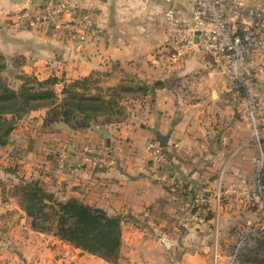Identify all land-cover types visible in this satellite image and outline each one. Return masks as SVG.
I'll return each instance as SVG.
<instances>
[{
  "label": "crops",
  "instance_id": "0c3cea01",
  "mask_svg": "<svg viewBox=\"0 0 264 264\" xmlns=\"http://www.w3.org/2000/svg\"><path fill=\"white\" fill-rule=\"evenodd\" d=\"M74 4L73 17H65L57 29L50 22L32 21L36 11L23 16L24 0H0V53L5 59L0 81L17 88L29 76L57 77L55 87L60 90L63 82L99 71L110 79L107 84L128 76L150 90L108 135L94 127L65 130L57 124L62 122L46 125L47 108L31 111L17 120L0 147L1 161L16 159V173L24 180L63 190L65 198L119 216L121 245L113 264H213L215 247L216 264H239L232 249L243 239L252 245L261 238H254L264 223L261 206L232 195L215 211L213 204L198 206L192 198L197 192H213L218 181L227 185L238 176H253L256 147L244 119L245 95L214 59L189 52L172 60L170 48L161 44L167 27L164 11L172 7L189 14V4L90 0L99 30L88 32L81 43L69 32L83 31L78 21L90 5L89 0ZM243 75L250 79L264 113V67L247 62ZM156 82L160 85L154 87ZM157 136H168V146L179 141L188 151L169 147V165L157 168L143 151ZM121 139L125 147L112 168L90 166L77 156L87 150L107 151ZM64 149L69 154L62 160L59 152ZM55 241L62 248L59 256L46 242L27 240L16 257L0 249V264L9 263L5 257H12L13 264H103L94 255L77 256L80 250Z\"/></svg>",
  "mask_w": 264,
  "mask_h": 264
},
{
  "label": "built area",
  "instance_id": "2783aa9c",
  "mask_svg": "<svg viewBox=\"0 0 264 264\" xmlns=\"http://www.w3.org/2000/svg\"><path fill=\"white\" fill-rule=\"evenodd\" d=\"M174 2L176 0H167ZM189 4L190 13L179 12L168 7L163 17L166 31L161 44L172 51V60H177L185 53H199L214 59L222 74L232 81H239L247 91L244 100V119L252 130L256 147L253 161L257 171L251 177L238 176L227 185L218 181L216 189L211 192H197L192 201L195 205L210 207L214 205L217 211L223 198L235 196L247 200L251 204H259L264 211V113L259 109L258 96L249 78H243V69L247 62L255 61L260 70L264 67V0H182ZM23 16L36 11L35 20L46 21L54 28L64 25L65 17H73L74 0H24ZM90 5V0H89ZM98 14L90 5L81 16L78 27L81 33L69 32V36L80 43L87 37L88 32H98ZM197 33V34H196ZM125 147V140L104 152L83 151L78 153L79 159L90 166L112 168ZM188 149L179 141L163 148L156 139L149 140L144 146V153L157 168L169 165L168 148ZM69 152L62 150L59 158H68ZM264 234V223L257 229ZM216 247L212 257L216 264ZM235 247L232 251L236 257Z\"/></svg>",
  "mask_w": 264,
  "mask_h": 264
},
{
  "label": "trees",
  "instance_id": "16d2710c",
  "mask_svg": "<svg viewBox=\"0 0 264 264\" xmlns=\"http://www.w3.org/2000/svg\"><path fill=\"white\" fill-rule=\"evenodd\" d=\"M5 69V59L0 53V73ZM94 71L87 76L60 83L57 77L38 80L24 78L18 88L0 81V147L8 141L17 120L31 111L47 108L44 124L63 121L70 125L83 123L98 124L99 116L107 115L106 120L120 112L121 97L130 93L135 98L143 97L150 90L144 83L122 80L116 85H103L101 76ZM160 85L159 82L154 87ZM153 87V86H152ZM244 96L245 87H237ZM32 186V187H31ZM28 200L42 203V198L31 190H39L31 184L21 185ZM49 207L51 216L56 218L55 234L58 238L76 248L95 254L105 260L115 261L121 245L120 222L109 216L105 210L82 203L75 198L56 202ZM26 210L29 212V208ZM46 217V215H45ZM36 227V223L32 221ZM239 264H264V236L252 245H244L236 256Z\"/></svg>",
  "mask_w": 264,
  "mask_h": 264
},
{
  "label": "rangeland",
  "instance_id": "374dc122",
  "mask_svg": "<svg viewBox=\"0 0 264 264\" xmlns=\"http://www.w3.org/2000/svg\"><path fill=\"white\" fill-rule=\"evenodd\" d=\"M101 79L103 85H110L107 84L110 79L105 78L104 76H101ZM121 80L138 83V81L133 78H129L128 76L123 77ZM234 83H236L237 87L242 86L238 80L234 81ZM247 94L248 93L245 90L244 95L246 97ZM142 98L143 97L135 98L130 93H124L120 101V112L114 114L110 118L109 122L106 120L107 115L99 116L97 119L98 124H90L89 127L93 128L99 126L101 127L100 129L108 132L110 128H114V126H116L117 124L124 122L128 118V116H130L129 114L131 113L130 110L132 109V104H134L136 100H141ZM58 122L65 123L63 121ZM67 125L72 127H78L76 125ZM79 127L86 126L81 125ZM64 129L68 130V128ZM117 142H115V145L117 144ZM1 157L2 155L0 154V198L2 199V201L0 202V249L5 248V251L8 252L10 256L14 255L16 257L17 255H20V248L22 249L23 245H25L27 240H29L30 243H33L36 242L37 239L41 242H46L47 247L56 250L58 256L60 255L62 248H58V243L55 241V239L64 242L66 245H70L75 249L76 247L56 236V218L51 216L52 210L49 207L50 204L51 206L54 205L52 204L53 200L56 203L69 199L65 198V193H62L63 190H50L51 188L49 187L39 186L36 182L24 180L16 173L18 171L19 166L16 162V159H14L13 162H2ZM24 184H31L37 186L39 190H43L45 192H52L54 194L53 200L48 201L41 196L40 197L43 199L41 204H37L36 202L28 200L24 190H22L21 188V185ZM55 192H57V194H55ZM11 198H13V201L10 202ZM14 199L16 201H14ZM27 207L29 208V212L26 210ZM20 211H22V213H20ZM20 218H23V223H20ZM32 221L36 223V227L32 225ZM118 221H120V219ZM244 236L245 235H242L243 238ZM248 236L249 235H247L245 238H247ZM259 236H264V234L255 235L254 238H259ZM243 240H241L242 242L238 243L237 245H234L232 249V251L235 247L238 249L236 251L237 255L240 249L245 245V241L243 242ZM76 249L81 251H78L79 253H77V256L83 253L91 254L79 248ZM73 252L74 254H76L75 251ZM91 255H94L95 258H100L103 261H101L103 264H113V262L117 261V259L115 261H108L95 254ZM11 259L12 257H5L4 261L9 262L8 264H13L10 263ZM17 259L20 258L17 257ZM17 262H15L14 264H18Z\"/></svg>",
  "mask_w": 264,
  "mask_h": 264
},
{
  "label": "water",
  "instance_id": "95a60500",
  "mask_svg": "<svg viewBox=\"0 0 264 264\" xmlns=\"http://www.w3.org/2000/svg\"><path fill=\"white\" fill-rule=\"evenodd\" d=\"M235 110H236V108H235ZM57 124L61 128H68L69 127L66 123H57ZM82 125L83 126H86V127H89L90 126V123H83ZM94 129L96 131L100 132L103 135H108V132L107 131L100 130L97 127H94ZM156 139H157V141H158V143H159V145L161 147L165 148V147L168 146V136H157ZM31 191L33 193L38 194L39 196L45 198L48 201H52L53 200L54 194L52 192H45L43 190H33V189ZM114 219L118 221L120 219V217L119 216H116V217H114Z\"/></svg>",
  "mask_w": 264,
  "mask_h": 264
}]
</instances>
